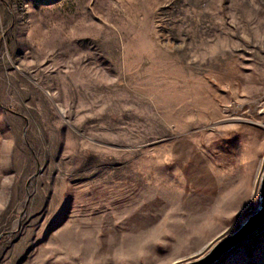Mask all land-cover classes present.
Returning <instances> with one entry per match:
<instances>
[{"label": "rangeland", "instance_id": "374dc122", "mask_svg": "<svg viewBox=\"0 0 264 264\" xmlns=\"http://www.w3.org/2000/svg\"><path fill=\"white\" fill-rule=\"evenodd\" d=\"M263 169L264 0H0V264H182Z\"/></svg>", "mask_w": 264, "mask_h": 264}, {"label": "water", "instance_id": "95a60500", "mask_svg": "<svg viewBox=\"0 0 264 264\" xmlns=\"http://www.w3.org/2000/svg\"><path fill=\"white\" fill-rule=\"evenodd\" d=\"M259 202L253 213L246 216L239 227L232 233H229L216 240L204 254H200L193 260L182 264H213L220 259L226 252L240 244L243 240L264 227V169L259 179L258 190Z\"/></svg>", "mask_w": 264, "mask_h": 264}]
</instances>
